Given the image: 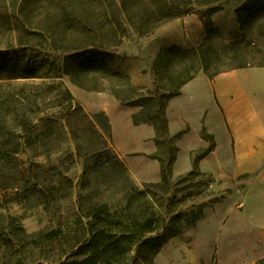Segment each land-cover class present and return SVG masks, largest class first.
Listing matches in <instances>:
<instances>
[{
    "label": "rangeland",
    "instance_id": "rangeland-1",
    "mask_svg": "<svg viewBox=\"0 0 264 264\" xmlns=\"http://www.w3.org/2000/svg\"><path fill=\"white\" fill-rule=\"evenodd\" d=\"M242 1L0 0V54L17 52L25 60L47 58L58 63L67 53L93 46L109 53L111 68L79 72L75 79L84 88L68 74L0 80V91L15 99V110L6 119L15 134L27 121L34 123L45 114H53L59 127L57 133L16 156L55 166L52 176L49 173L48 180L41 181L47 207L26 188L16 195L12 187L16 170L0 165V224L21 225L26 233L63 227L66 236L75 238L83 234L85 226L81 208L92 203L119 207L134 189H144L129 176L110 138L98 137L102 130L92 113L72 96L70 111H77L69 116L65 103L37 97L35 86L60 81L68 90L76 86L105 91L123 105L137 108L136 121L157 127L156 155L168 164L177 149L176 136L169 135L162 122L168 92L200 70L210 78L231 68L264 66V13L248 17L245 12V23L240 26L235 7ZM189 17L199 19L205 29L206 21L209 23L207 37L191 47L174 44L158 50L166 39L185 34ZM172 46L178 48L170 49ZM82 114L92 120V124L84 121L83 132L76 123ZM98 119L107 125L105 116ZM205 141L206 147L192 154L190 170L179 175L167 170L163 182L144 189L146 198L166 219L173 217L181 232L161 244L152 262L131 252L129 264H255L264 257V177L256 173L216 178L200 167V160L214 147L212 137ZM67 178H72V184ZM146 207L141 203L139 210ZM237 217L257 233L261 251H251L248 243L244 249L232 245V220ZM8 229L0 227V232ZM230 247L235 257L223 261Z\"/></svg>",
    "mask_w": 264,
    "mask_h": 264
},
{
    "label": "trees",
    "instance_id": "trees-1",
    "mask_svg": "<svg viewBox=\"0 0 264 264\" xmlns=\"http://www.w3.org/2000/svg\"><path fill=\"white\" fill-rule=\"evenodd\" d=\"M235 12L240 26H243L245 20L242 16L245 12L248 17L264 13V0H243L235 7ZM205 26L207 37V30L210 27L207 21ZM171 48L178 47L172 46ZM22 51L25 50L22 49ZM108 55L107 51L93 46L82 47V49L67 53L58 63L47 58L25 60L17 52H12V55L0 54V80L60 77L62 74H68L77 83L75 76L79 72L91 69L110 71ZM192 77L193 75H190L183 80L180 87ZM77 84L83 87L80 83ZM35 88L38 90L37 97L44 99L53 97L58 104L65 103L64 106L69 116H75L77 110L70 111L72 94L62 82H40ZM179 88L168 92L165 103L172 96L179 94ZM12 96L13 94L9 92L0 91V165H10L14 171L16 170V173L13 174L16 183L12 186L16 195L26 188L28 192L39 195L42 198V203L47 207L45 187L41 181L48 180L47 174L49 173L52 176L55 166H45L31 159L20 160L16 156L35 142L44 141L57 133L59 127L55 125L53 114H45L36 117L34 123L30 120L27 121L21 131L15 134L13 129L7 127L6 121L7 117L12 116L15 110V99ZM136 114L133 115L134 122H147L136 121ZM102 115L106 118V126L98 119ZM91 117L102 130V133H98V137L102 139L103 136H108L110 138L109 122L105 113L95 112ZM85 120L92 124V120H89L85 114L76 120L82 132ZM162 122L166 129L164 110ZM147 123L155 127L157 136V127L152 122ZM22 132L24 133L21 134ZM180 133L174 134L172 137H177ZM201 137L206 140L211 138L204 127ZM158 159L161 164V181L141 183L144 189L163 182L166 178V171L170 170L172 160L170 163L164 164L160 158ZM67 181L72 184V178H67ZM144 189H134L136 194L127 195L128 199L124 205L119 207H113L107 203H92L86 209L81 208L86 221L82 228L83 234L75 238L66 236L63 227L37 233H26L21 225L13 226L10 222L1 223V229L9 228V231L0 232V264H129L131 252H135L136 257L140 260L152 262V258L161 244L169 236H176L181 231L175 227L176 223L173 221V217L166 219L155 208L153 202L146 198ZM141 203L147 205L145 210H139ZM66 241L68 243L64 245ZM255 264H264V257Z\"/></svg>",
    "mask_w": 264,
    "mask_h": 264
},
{
    "label": "crops",
    "instance_id": "crops-1",
    "mask_svg": "<svg viewBox=\"0 0 264 264\" xmlns=\"http://www.w3.org/2000/svg\"><path fill=\"white\" fill-rule=\"evenodd\" d=\"M176 24V23H174ZM206 37L199 19L186 18L185 34L166 39L158 46L191 47ZM70 93L88 113L102 111L108 117L110 142L137 183L161 181L156 152L155 127L136 123L138 109L123 105L108 92L71 87ZM166 131L175 138L173 175L192 168V154L206 147L202 129L211 135L214 147L200 160V167L216 178L247 174L264 177V66H243L215 73L210 78L200 70L168 99L164 108ZM228 166L227 170L225 167ZM257 245V243H256ZM258 251L261 247L258 245Z\"/></svg>",
    "mask_w": 264,
    "mask_h": 264
},
{
    "label": "bare ground",
    "instance_id": "bare-ground-1",
    "mask_svg": "<svg viewBox=\"0 0 264 264\" xmlns=\"http://www.w3.org/2000/svg\"><path fill=\"white\" fill-rule=\"evenodd\" d=\"M234 227V228H233ZM231 234H232V245L235 244L236 247H240L241 249H244L245 244L248 243V248L251 249V251L254 249H258V246L256 245L257 238L258 236L255 234V232L249 230L246 226V223L244 220L240 218H234L232 220V229H231ZM231 250L227 257L223 258V261L227 260H232L234 259L235 255L233 252L232 247H230Z\"/></svg>",
    "mask_w": 264,
    "mask_h": 264
}]
</instances>
